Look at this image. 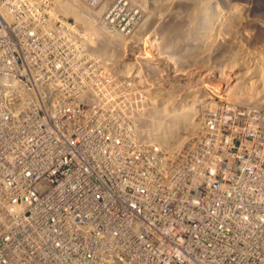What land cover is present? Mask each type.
Instances as JSON below:
<instances>
[{"label":"built area","instance_id":"2783aa9c","mask_svg":"<svg viewBox=\"0 0 264 264\" xmlns=\"http://www.w3.org/2000/svg\"><path fill=\"white\" fill-rule=\"evenodd\" d=\"M66 1L104 0H0V264H264V103L177 149L133 121L147 102L52 99L29 59L79 26Z\"/></svg>","mask_w":264,"mask_h":264},{"label":"rangeland","instance_id":"374dc122","mask_svg":"<svg viewBox=\"0 0 264 264\" xmlns=\"http://www.w3.org/2000/svg\"><path fill=\"white\" fill-rule=\"evenodd\" d=\"M118 1L106 0V9H112ZM126 1L130 4L126 15L130 14L134 20V25L126 31H122L117 25L105 26L106 9L99 8L98 13L93 14L90 9L76 8L77 12L74 8V15L67 9L64 10L66 24L74 25L75 20L79 26L65 33L62 45L48 46V43L35 46L36 55H30L29 66L33 70L35 82L53 85L50 86L54 89L50 94L52 99L60 100L63 94L68 96L69 87L81 84L91 88L77 93L80 99L122 101L120 104L125 102L123 100H128V106H121L131 113L136 107L130 101H136L140 105L146 99L145 102L150 104L151 99L156 106L168 99H176L175 101L182 103L192 102L198 111L195 119L197 128L200 120L207 114L209 117L219 116L216 104L227 99L238 104L264 102V93L258 99L254 96L252 102L237 101V97L231 95L228 88L234 80H240L245 75L239 68L240 59L248 64L250 62L251 66L256 60H264V0H209L211 8L210 5L207 8L210 9L211 17L214 15L213 18H216L215 12L221 7L226 19L232 22L236 32L234 48L238 55L237 65L232 62L228 46L217 48L209 55H172L164 49L165 39L159 28L145 31V34H136L143 24V8L147 0ZM195 1L198 2L177 0L175 12V0H148V6L153 8L154 4L157 5L153 8V14L155 21L158 20L157 23L161 24L168 21L173 12L184 18L188 14L184 5L198 6ZM213 7L217 9L214 10ZM82 16L84 20L81 19ZM183 23L182 29H186L190 21L184 20ZM204 23L205 21L200 22L196 28L198 37L195 36L194 40L197 39V42ZM250 65L242 68L250 69L252 74L253 68ZM223 66L226 67L225 76H221L220 67ZM41 73H45L43 78L38 77ZM256 87L257 83L253 91ZM50 97L47 92L46 99ZM137 116L145 120L140 114Z\"/></svg>","mask_w":264,"mask_h":264},{"label":"bare ground","instance_id":"6f19581e","mask_svg":"<svg viewBox=\"0 0 264 264\" xmlns=\"http://www.w3.org/2000/svg\"><path fill=\"white\" fill-rule=\"evenodd\" d=\"M176 1L177 0H175V4H174L175 6L174 12H175V8L177 7ZM210 1L212 2V0ZM210 1L209 0H198V2L195 1V4L197 3L199 4L198 6L197 5L191 6L190 4L189 5L183 4L186 7V10L188 12V14L186 12L187 15L184 16V18H180L178 15H174V12H173V15L168 21H166L165 23L159 24L157 23L158 20L155 21L156 18L153 14V11H154L153 8L154 7L156 8L157 5L154 4L153 8L152 7L150 8V6H148L149 4L147 0L143 8V11H144L143 24L139 27V31H137L136 34L137 33L145 34V31H148V30L150 31L151 29L159 28L161 32L163 33V36L165 39L164 49L174 56H177V55H209L213 51L215 52L217 48H220V49L225 48V47L227 48L228 46L229 55H231V58L233 60L232 62H234L237 65L238 55H237L236 49L234 48L236 46L234 44V39H236L235 29L232 27L231 20L226 19L224 11L220 9L221 7H219L217 12H215L217 13L215 15L216 18H213L214 15L211 17L210 16L212 15L211 13L209 15L210 9L207 7H209ZM84 2L81 1L80 4L71 6L69 1H66L65 7L61 10V12L64 13V10L70 9L72 14L74 15V8L75 10L76 8L78 9L82 8V9L92 10L93 14L98 13L97 10L99 8L95 9V8H91L90 6L88 8L86 2L85 3ZM123 2H125V4ZM126 2L128 3V1L126 0H119L118 3L113 5L112 9H109V8L106 9V5H107L106 0H104L101 3L100 8L107 10L106 23L108 25H115L121 22L120 19H122L123 17L122 13L126 10ZM204 3H206L207 6L206 5L203 6ZM129 5L130 4H128V8H129ZM217 7H213L215 8L214 10H216ZM210 8H211V5H210ZM78 9L76 10L77 12H79ZM170 12H171V8H170ZM126 17H127L126 18L127 23L121 25L122 31H126L128 30V28L130 29V27L134 25V20L132 19L133 17L130 16V14L129 16H126ZM81 19L84 20L83 16L81 17ZM184 20L185 21L189 20L190 24L186 26V29L183 28L184 29L183 30L182 27L184 24L183 23ZM204 21L205 23H204L203 30L201 29L200 30L201 32L199 31L200 33L199 37L200 36L201 37L197 42V39L194 40V37L197 34L196 28L198 27V24L200 22H204ZM201 25H199V27ZM204 40H206L205 43L203 42ZM240 63H241L240 64L241 66H239V63H238V66L239 68L242 69V72L245 75H243V78L242 79L240 78V80H234L233 82L235 84L233 83L230 87L228 86L227 87L229 88V93L237 97V101L239 100L241 102H247L251 100L252 102L254 96L258 99V96H261L264 93V60L262 61L256 60L252 64V66L250 65V62L248 64V62L243 59H240ZM246 65H250V68H253L252 74H250L251 72L250 69L242 68V67H246ZM225 68L226 67L224 66L220 67L221 76H225V73H224ZM234 69L236 70V67ZM256 83H257V87L253 91V88L256 85ZM248 94H251V95L249 96ZM247 95L249 97H247ZM262 96L264 97V94ZM175 100L176 99H168L158 106L154 104V101L149 100L150 103L152 102L151 104H146L141 107L143 108L142 109L143 114L141 116L145 120L138 118L137 115H133L132 119L135 123L138 122L139 124H141V126H143L145 130L146 135L149 136L154 141L163 143L167 145L168 147L174 146L177 149H179L178 146H181L184 142L188 140V138L191 135H193V133L196 132L194 131L196 130L195 128H197L196 127L197 123L195 119L198 114V111L196 110V107L194 103L192 102L182 103V102H178ZM145 101H147V99ZM259 103H264V102H259ZM127 111H130V110H127ZM117 121L118 122L122 121V118L120 117L117 118Z\"/></svg>","mask_w":264,"mask_h":264}]
</instances>
